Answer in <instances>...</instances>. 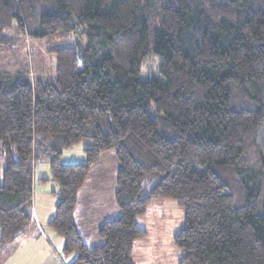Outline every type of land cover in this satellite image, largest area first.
<instances>
[{"label":"trees","instance_id":"trees-1","mask_svg":"<svg viewBox=\"0 0 264 264\" xmlns=\"http://www.w3.org/2000/svg\"><path fill=\"white\" fill-rule=\"evenodd\" d=\"M21 34L52 45L57 68L0 70V247L37 229L43 159L62 264H135L154 200L184 209L179 264H264V0H0V52ZM154 58L160 79H142ZM78 145L84 158L64 161ZM108 153L121 216L92 249L76 208Z\"/></svg>","mask_w":264,"mask_h":264},{"label":"rangeland","instance_id":"rangeland-1","mask_svg":"<svg viewBox=\"0 0 264 264\" xmlns=\"http://www.w3.org/2000/svg\"><path fill=\"white\" fill-rule=\"evenodd\" d=\"M51 50L52 45L46 42L36 41L22 34L17 35L9 47L0 52L2 75L16 76L20 72L30 71V68L36 79L52 78L57 64L55 54L49 53ZM158 65L156 58L150 59L143 69L142 79H160ZM151 114L152 117H157L155 108L151 109ZM82 149L83 145L68 149L64 152V161L79 162L84 158ZM43 161L39 159L36 166L33 211L39 230L41 225L46 235L41 240L32 231L12 245L0 247V264H51L52 261H48L46 256L51 248L59 249L62 263H69L73 259V256L69 258L63 255L64 238L49 226V221L56 215L58 201L53 191L58 189L52 180L43 181L51 179L50 166ZM3 163V149L0 146V179ZM98 164L93 168L85 188L81 190L80 204L76 208L79 213V233L92 249L104 244L98 232L99 227L107 220L121 216V209L115 203L114 197L119 163L112 153H108L102 156ZM138 224L146 231V235L135 243V264H179L178 260L184 255V251L177 249L173 239L183 227L184 209L177 202L154 200L146 214L138 217Z\"/></svg>","mask_w":264,"mask_h":264},{"label":"crops","instance_id":"crops-1","mask_svg":"<svg viewBox=\"0 0 264 264\" xmlns=\"http://www.w3.org/2000/svg\"><path fill=\"white\" fill-rule=\"evenodd\" d=\"M79 214V213H78ZM35 222H36V220H35ZM76 222L78 223V225H80V223H79V220H78V215H77V219H76ZM37 225H39L38 223H37ZM40 239L42 240L43 239V235H44V237H45V231H44V227H42L41 225H40ZM38 226H37V229L35 230H32L33 232H34V234L37 236L38 235ZM31 231V230H30ZM32 231L30 232V233H28V234H31L32 233ZM38 237H39V235H38ZM46 238H48L47 236H46ZM47 257H48V261H52V263L51 264H61V262H62V256H61V254L59 253V249L57 250L56 248H51V249H49V251H48V254L46 255ZM44 262H42V264H43Z\"/></svg>","mask_w":264,"mask_h":264}]
</instances>
